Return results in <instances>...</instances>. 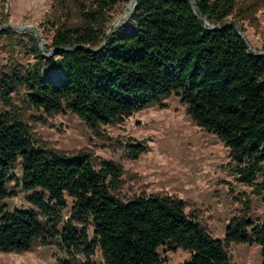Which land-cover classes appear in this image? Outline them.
Instances as JSON below:
<instances>
[{
	"label": "trees",
	"instance_id": "1",
	"mask_svg": "<svg viewBox=\"0 0 264 264\" xmlns=\"http://www.w3.org/2000/svg\"><path fill=\"white\" fill-rule=\"evenodd\" d=\"M128 1L93 0L81 11L80 26L55 30L52 55L41 56L28 34L35 62L27 68L0 64V251L57 244L68 256L58 264H93L97 247L103 264H163L158 248L167 245L190 253L178 264H229L223 243L185 212L184 201L160 194L119 199L113 193L122 176L116 163L96 166L85 150L67 154L36 145L27 124L6 111L11 93L21 89L31 109L47 115L67 110L93 130L177 95L193 122L228 149L238 181L264 201V55L249 53L233 25L225 24L241 27L229 20L236 0H192L195 6L137 0L124 28L107 34L106 11ZM127 147L132 159L145 151L139 144ZM10 182L28 193L31 208L5 209L3 200L17 194ZM224 242L255 243L264 257V219L232 217ZM75 255L85 260L76 263Z\"/></svg>",
	"mask_w": 264,
	"mask_h": 264
},
{
	"label": "rangeland",
	"instance_id": "2",
	"mask_svg": "<svg viewBox=\"0 0 264 264\" xmlns=\"http://www.w3.org/2000/svg\"><path fill=\"white\" fill-rule=\"evenodd\" d=\"M130 1L106 11L107 34L124 28L125 17L132 8ZM252 2L254 6L248 9L249 19L246 7ZM92 5L93 0H0V64L14 62L27 68L35 62L28 34L35 39L38 37L41 56L52 55L50 43L55 30L80 26L81 11H88ZM232 18L241 25L240 29L237 27L248 40L247 45L253 51L264 52V0H236L229 20ZM7 30L12 34L7 35ZM51 78L56 79V74L51 72ZM11 101L12 106L6 111L27 124L36 145L67 154L85 150L96 166L100 161L116 163L122 176L113 193L119 199L149 194L178 198L185 202V212L196 217L213 238L223 243L229 264L264 262L259 245L224 242L225 229L232 217L248 216L258 224L263 221L262 195L238 181L228 149L216 134L193 122L179 96L172 94L134 112L120 123L100 125L93 130L67 110L47 115L31 109L24 102L21 89L11 93ZM128 144L145 146V151L132 159ZM15 173L19 175L18 168ZM7 187L17 194L3 200L6 210L31 208L26 200L28 193L15 187L13 182ZM68 214L67 208L63 215L67 217ZM91 231L89 227V236ZM158 253L165 259L163 264H178L190 256L188 251L170 250L167 245L160 246ZM58 258L67 259L68 256L57 244H36L22 252L0 251V264H58ZM72 259L76 263L85 260L82 255ZM90 261L103 264L97 247Z\"/></svg>",
	"mask_w": 264,
	"mask_h": 264
},
{
	"label": "water",
	"instance_id": "3",
	"mask_svg": "<svg viewBox=\"0 0 264 264\" xmlns=\"http://www.w3.org/2000/svg\"><path fill=\"white\" fill-rule=\"evenodd\" d=\"M136 1L137 0H133V4H132V8H131V10L129 11V13L127 14V16L125 17L126 18V20L130 17V15H131V13H132V11H133V8H134V6H135V4H136ZM191 1V3H192V5L193 6H195V3L192 1V0H190ZM225 24H231V25H233V27L235 28V30H236V32H237V34L246 42V43H248V40L245 38V36L242 34V33H240V31H239V29H238V27H237V25L233 22V21H229V22H227V23H225ZM205 25H206V22H205ZM23 29H30V27H23ZM115 30V29H114ZM113 31V30H112ZM111 31V32H112ZM38 37L36 36V39H37ZM98 48H95V49H92V50H94V51H96ZM40 52H41V50H40ZM52 52H54V50H52ZM248 52L249 53H251V54H254V55H264V52H255V51H253L252 49H251V47H250V45H248Z\"/></svg>",
	"mask_w": 264,
	"mask_h": 264
},
{
	"label": "bare ground",
	"instance_id": "4",
	"mask_svg": "<svg viewBox=\"0 0 264 264\" xmlns=\"http://www.w3.org/2000/svg\"><path fill=\"white\" fill-rule=\"evenodd\" d=\"M132 1H133V0L130 1V3H129V7H132Z\"/></svg>",
	"mask_w": 264,
	"mask_h": 264
}]
</instances>
